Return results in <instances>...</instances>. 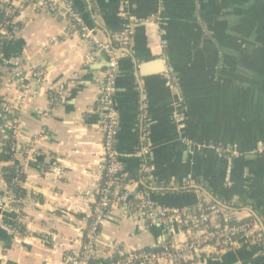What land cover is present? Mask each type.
Masks as SVG:
<instances>
[{
  "label": "crops",
  "instance_id": "0c3cea01",
  "mask_svg": "<svg viewBox=\"0 0 264 264\" xmlns=\"http://www.w3.org/2000/svg\"><path fill=\"white\" fill-rule=\"evenodd\" d=\"M73 2L94 37L113 47L134 24L131 43L116 47L124 55L114 92L115 148L131 194L185 209L206 197L224 208L226 225L259 219L262 241L242 235L187 264H264V152H257L264 145V0ZM5 7L0 0V111L17 107L19 150L8 163L22 169L25 194L14 211L0 210L9 228L0 227V264H63L97 197L104 112L97 78L107 57L86 59L90 41L39 3L12 18ZM180 235L175 221L141 229L116 210L98 240L127 252Z\"/></svg>",
  "mask_w": 264,
  "mask_h": 264
},
{
  "label": "built area",
  "instance_id": "2783aa9c",
  "mask_svg": "<svg viewBox=\"0 0 264 264\" xmlns=\"http://www.w3.org/2000/svg\"><path fill=\"white\" fill-rule=\"evenodd\" d=\"M36 3L65 19L74 32L90 41L92 52L86 59L89 60L96 52H103L107 57V67L97 78L99 103L104 109L101 123L102 163L98 165L100 182L97 185V197L92 201L91 218L86 228L82 230V238L78 240L76 247L65 252L63 264H187L194 261L197 255L218 254L230 248L242 235L250 234L256 237V240L262 241L263 233L256 220L235 218L226 225L224 208L206 197L200 198L194 207L185 209L166 207L153 203L143 195L131 194L126 183L127 175L123 163L115 148L118 112L114 104V92L117 59L124 55L122 51H116V47L125 48L131 43L134 24L128 23L118 33L117 46L113 47L94 37L92 30L85 25L76 10L73 0H6L3 15L5 18H12L25 4ZM156 18L157 15L153 14L149 20ZM2 26L0 23V30ZM29 89L28 85L24 86L26 92ZM59 90L62 91L63 87L60 86ZM16 110L17 107L13 104L5 106L0 111V131L4 133V137L9 138V147L13 155L19 150ZM173 116L176 122L180 123L181 117L177 111L173 112ZM257 152H264V145L259 147ZM142 154L141 151L135 153L139 158H142ZM22 174V169H17L13 182L20 185ZM22 201L21 196H16L13 191L6 189L0 196V210L14 211L16 204ZM116 210H121L141 229L175 221L181 227V235L171 236L152 247L127 252H121L115 246L100 245L98 240L100 226L108 215ZM0 227L9 229L1 223Z\"/></svg>",
  "mask_w": 264,
  "mask_h": 264
},
{
  "label": "trees",
  "instance_id": "16d2710c",
  "mask_svg": "<svg viewBox=\"0 0 264 264\" xmlns=\"http://www.w3.org/2000/svg\"><path fill=\"white\" fill-rule=\"evenodd\" d=\"M1 18V16H0ZM5 42L4 37H0V51L2 49V46ZM13 153L10 151V147H9V138H7L4 141V145L2 147V150L0 151V160L5 161L6 165H4L2 167V175L4 180L6 181V185H7V190H11L13 191V193H15L16 196H24L25 194V190L24 188L21 187V185L14 183L13 182V178L16 174V166L15 164H11L8 163V161L10 162V160L12 159ZM23 178V176H21ZM126 183H129V180L127 178Z\"/></svg>",
  "mask_w": 264,
  "mask_h": 264
},
{
  "label": "water",
  "instance_id": "95a60500",
  "mask_svg": "<svg viewBox=\"0 0 264 264\" xmlns=\"http://www.w3.org/2000/svg\"><path fill=\"white\" fill-rule=\"evenodd\" d=\"M258 222H259L260 226L263 227V224L261 223V221L259 219H258Z\"/></svg>",
  "mask_w": 264,
  "mask_h": 264
}]
</instances>
